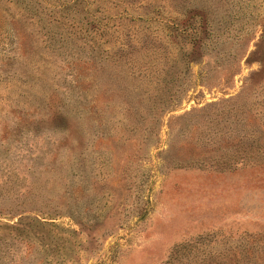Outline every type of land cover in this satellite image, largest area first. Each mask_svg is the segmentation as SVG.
<instances>
[{
  "label": "rangeland",
  "instance_id": "1",
  "mask_svg": "<svg viewBox=\"0 0 264 264\" xmlns=\"http://www.w3.org/2000/svg\"><path fill=\"white\" fill-rule=\"evenodd\" d=\"M76 1L0 0V264H264V159L218 165L264 154V0ZM195 12L203 49L144 50Z\"/></svg>",
  "mask_w": 264,
  "mask_h": 264
},
{
  "label": "trees",
  "instance_id": "2",
  "mask_svg": "<svg viewBox=\"0 0 264 264\" xmlns=\"http://www.w3.org/2000/svg\"><path fill=\"white\" fill-rule=\"evenodd\" d=\"M13 3H15V1ZM81 3V0L76 1L72 6H77V8H79ZM90 3L98 7L97 0H90ZM62 6L67 5L62 4ZM21 8L22 10L25 9L24 7ZM96 11L98 12L99 10ZM162 17L163 16L156 14L154 16H149L144 19L142 18V16L136 18L138 19V21L143 20V22H146L150 25L152 23H157L161 26V29L164 31V37L162 40L157 38L159 37L157 36L154 38V40L149 41L150 46L142 45L145 48L144 50H147L146 52H149L150 50L157 53L158 55L165 56L166 53H169L173 50H178V53L183 52V55L188 58L192 52L198 49H203V47L207 45L202 36V30L200 29V27H202V24L198 20L201 18L200 14L195 12L191 15H188L187 18H180L179 16H168L166 18ZM114 18H117L119 20L122 18H128V16L123 14H117ZM108 19H111V17H108ZM85 21L88 25L91 26L90 29L98 30L97 28L99 25V20L96 17H86ZM151 37L153 38L152 34ZM177 43H181L179 47L177 46ZM187 62L189 64L191 63L190 60H188ZM178 78L179 77L174 78L173 76H171L169 77L167 83H175V80H178ZM172 90L171 94H169V96H167L165 100L166 104H172L177 100V93H175L176 91ZM249 153H252L249 149H237L235 153L225 155L222 160L218 162V165L227 167L241 161L247 162L250 159H264V154H257L255 156H252ZM207 240L211 241V239H207V237H198L194 240L175 246L172 249L170 255L168 256V259L164 262V264H247L249 261L252 260L254 263L256 261H261L260 257L257 256L258 253L249 249L241 248L231 251L204 250L201 248V244L206 242ZM259 240L260 239H258L256 242H259Z\"/></svg>",
  "mask_w": 264,
  "mask_h": 264
}]
</instances>
